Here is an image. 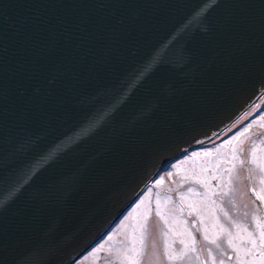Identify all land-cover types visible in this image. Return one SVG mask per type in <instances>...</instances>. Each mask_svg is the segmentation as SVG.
I'll return each mask as SVG.
<instances>
[{
    "label": "water",
    "instance_id": "water-1",
    "mask_svg": "<svg viewBox=\"0 0 264 264\" xmlns=\"http://www.w3.org/2000/svg\"><path fill=\"white\" fill-rule=\"evenodd\" d=\"M263 96L264 0H0V264L75 263Z\"/></svg>",
    "mask_w": 264,
    "mask_h": 264
},
{
    "label": "rangeland",
    "instance_id": "rangeland-1",
    "mask_svg": "<svg viewBox=\"0 0 264 264\" xmlns=\"http://www.w3.org/2000/svg\"><path fill=\"white\" fill-rule=\"evenodd\" d=\"M181 159L73 264H264V96Z\"/></svg>",
    "mask_w": 264,
    "mask_h": 264
},
{
    "label": "trees",
    "instance_id": "trees-1",
    "mask_svg": "<svg viewBox=\"0 0 264 264\" xmlns=\"http://www.w3.org/2000/svg\"><path fill=\"white\" fill-rule=\"evenodd\" d=\"M184 158H186V157H184ZM180 163H182V159L180 158V159H178V160H176L175 162H172L169 166H168V168H167V172H164V173H162V174H160V177H159V180L158 181H155L153 184H152V187H157L158 188V185L160 184V182L161 181H169V179H168V177H171L170 175H171V171H174L175 170V172H174V174H175V176H178L179 175V173H177V165H179ZM198 164H199V161L197 160V166H198ZM177 180L178 181H190V179L188 178H185V177H181V176H179L178 178H177ZM170 182V181H169ZM198 190H197V192H199L200 190V188H197ZM88 255H89V253H88Z\"/></svg>",
    "mask_w": 264,
    "mask_h": 264
},
{
    "label": "snow or ice",
    "instance_id": "snow-or-ice-1",
    "mask_svg": "<svg viewBox=\"0 0 264 264\" xmlns=\"http://www.w3.org/2000/svg\"><path fill=\"white\" fill-rule=\"evenodd\" d=\"M248 131V129H245V132H247ZM242 135V134H241ZM238 137H234L233 139H237ZM63 145V144H62ZM62 145H59L58 147H57V149H56V152H59V151H61L63 148H62ZM56 152H50L49 154H48V156L46 157V159H52L54 156H55V154H56ZM257 199H262L261 197H257ZM262 236H264V233H262L261 234Z\"/></svg>",
    "mask_w": 264,
    "mask_h": 264
}]
</instances>
